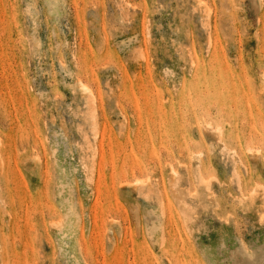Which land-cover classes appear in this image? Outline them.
Listing matches in <instances>:
<instances>
[{"label": "rangeland", "instance_id": "rangeland-1", "mask_svg": "<svg viewBox=\"0 0 264 264\" xmlns=\"http://www.w3.org/2000/svg\"><path fill=\"white\" fill-rule=\"evenodd\" d=\"M0 264H264V0H0Z\"/></svg>", "mask_w": 264, "mask_h": 264}, {"label": "bare ground", "instance_id": "bare-ground-1", "mask_svg": "<svg viewBox=\"0 0 264 264\" xmlns=\"http://www.w3.org/2000/svg\"><path fill=\"white\" fill-rule=\"evenodd\" d=\"M203 183V182H202ZM204 185V184H203Z\"/></svg>", "mask_w": 264, "mask_h": 264}]
</instances>
